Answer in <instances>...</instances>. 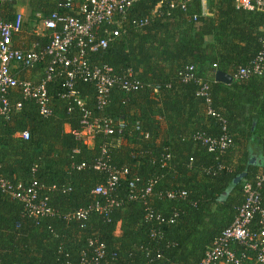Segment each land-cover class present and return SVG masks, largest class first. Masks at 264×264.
<instances>
[{"label": "trees", "instance_id": "obj_1", "mask_svg": "<svg viewBox=\"0 0 264 264\" xmlns=\"http://www.w3.org/2000/svg\"><path fill=\"white\" fill-rule=\"evenodd\" d=\"M160 1L138 0L122 23V35L90 55L92 64L106 63L119 73L131 69L146 84L133 92L113 89L99 110L95 84L78 82L87 106L115 126L112 134H98L93 147L76 136L83 111L63 97L64 77L48 85L47 117L35 100L13 91L11 101H22L23 107L0 119V173L14 184L42 185L56 214L35 218L22 201L0 191V264H196L234 221L245 184L264 171V75L236 77L262 50L264 14L242 9L235 0H207L205 15L202 0H192L186 11L164 5L155 13ZM4 8L7 18L16 16V2ZM56 9L57 0L29 1L33 16L48 17ZM141 19L149 22L136 27ZM48 41L27 21L14 35L22 48ZM45 65L30 76L37 80ZM187 65L194 66L195 78L185 82L180 71ZM217 70L234 81H216ZM206 83L209 95L201 96ZM24 130L30 132L27 140L16 136ZM224 133L232 139L225 150L210 151L198 138ZM99 158L127 171L112 195L119 205L86 219H67L70 211L106 201L93 192L108 176L95 168ZM173 190L187 195L169 198ZM148 209L162 220L148 219ZM98 246H104L103 257ZM255 254L250 252L252 260Z\"/></svg>", "mask_w": 264, "mask_h": 264}, {"label": "built area", "instance_id": "obj_2", "mask_svg": "<svg viewBox=\"0 0 264 264\" xmlns=\"http://www.w3.org/2000/svg\"><path fill=\"white\" fill-rule=\"evenodd\" d=\"M138 0H57V9L48 17L41 13L37 16L40 23L36 33L48 36L49 41L42 45L33 43L28 48L15 45L14 35L24 30V15L17 12L13 19L5 15V4L15 3L16 0H0V119H10L22 109V101H11L13 91L20 90L24 99H33L37 103L40 113L47 117L51 114L52 105L49 95V83L64 77L63 86L67 93L63 97L74 100L83 111L82 129L76 136L93 147L98 134H112L115 126L113 121L104 115H97L90 109L81 93L77 89L79 81L92 82L97 89V108L103 110L108 104L110 95L115 88L127 92L137 91L146 86L144 82L133 77V72H116L109 64H92L90 55L105 50L125 31L122 23L126 20L131 7ZM192 0H161L155 13L167 5L169 8L180 7L186 11ZM238 7L245 10H257L264 14V0H235ZM207 0H202V14H207ZM198 18L197 15L194 16ZM149 22L141 19L135 22L136 27H143ZM262 50L250 65L241 66L236 75L245 79L252 75H264V36L261 39ZM43 74L34 80L31 72L42 64ZM216 66V65H215ZM30 73V74H29ZM185 82L195 78L194 66L187 65L180 71ZM150 86V84H148ZM157 89V88H156ZM209 85L206 83L199 91V95H209ZM210 101V97H207ZM212 112V110H210ZM123 127V122L119 128ZM226 130L227 127L224 126ZM17 137L29 139V130L19 131ZM209 150H225L232 143L227 133L221 138H212L204 134L198 135ZM107 153L106 149L103 150ZM85 164L80 166L84 167ZM96 169L108 173L106 182L98 185L94 193L107 197L105 202L97 201L87 207L70 211L67 219H86L92 212L103 214L112 207L119 205V200L112 197L118 188L120 178L127 171L109 165L103 158H99ZM130 187L134 190L135 183ZM264 171L254 182L244 186V202L230 226L216 239L214 245L207 251L202 260L196 264H264ZM42 185L33 182L27 186L22 183L14 184L0 173V191L11 199H17L25 204L29 215L39 218L55 215V210L48 203L49 197L41 194ZM151 183L145 194H151ZM187 191L173 190L168 193L169 198L185 197ZM148 219L162 220L161 215L155 216L152 209H148ZM153 236L155 233L153 232ZM94 241H91V245ZM239 248H243L239 251ZM255 252L254 260L250 252ZM99 257H103L104 246L97 247ZM106 264V263H99ZM187 264V263H171Z\"/></svg>", "mask_w": 264, "mask_h": 264}, {"label": "water", "instance_id": "obj_3", "mask_svg": "<svg viewBox=\"0 0 264 264\" xmlns=\"http://www.w3.org/2000/svg\"><path fill=\"white\" fill-rule=\"evenodd\" d=\"M235 77L230 73H227L223 70H217L215 74V80L218 82H223L226 84H231L234 81ZM255 158L252 156L250 157V163H254ZM241 180V176H238L235 179V183H238Z\"/></svg>", "mask_w": 264, "mask_h": 264}, {"label": "crops", "instance_id": "obj_4", "mask_svg": "<svg viewBox=\"0 0 264 264\" xmlns=\"http://www.w3.org/2000/svg\"><path fill=\"white\" fill-rule=\"evenodd\" d=\"M29 1L30 0H16L17 12L23 13L24 22H25V19H26V15L29 13ZM66 129L69 131L70 130V126L66 125Z\"/></svg>", "mask_w": 264, "mask_h": 264}, {"label": "rangeland", "instance_id": "obj_5", "mask_svg": "<svg viewBox=\"0 0 264 264\" xmlns=\"http://www.w3.org/2000/svg\"><path fill=\"white\" fill-rule=\"evenodd\" d=\"M36 17H37V18H36ZM25 21L31 23V25H32V27H33V29H34V31H36L37 26H38V24L40 23V18H39L37 15L33 16V15L29 12V13L26 15V19H25ZM31 76L34 77V76L32 75V73H31Z\"/></svg>", "mask_w": 264, "mask_h": 264}]
</instances>
